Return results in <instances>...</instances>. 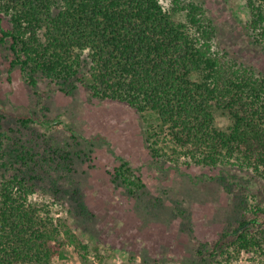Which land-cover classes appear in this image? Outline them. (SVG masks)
Listing matches in <instances>:
<instances>
[{"label": "trees", "instance_id": "trees-1", "mask_svg": "<svg viewBox=\"0 0 264 264\" xmlns=\"http://www.w3.org/2000/svg\"><path fill=\"white\" fill-rule=\"evenodd\" d=\"M245 5L250 19L241 30L264 49V0H245ZM185 9L188 22L178 20L160 0H0L8 79L18 69L32 87L39 74L61 91L82 85L90 98L124 102L140 114L152 112L157 123L146 130L145 145L154 160L176 168L182 158L222 166L245 190L264 184V76L214 51L216 24L193 2ZM216 110L230 117L226 129L216 125ZM19 120L46 128L63 124L30 113ZM2 134L0 159L6 156ZM18 158L25 164L34 161L24 149ZM111 174V182L145 202L140 196L145 182L127 160L120 158ZM26 176H0V264H55L54 257L64 255L61 228L72 242L75 236L47 203L32 198L39 181ZM245 197L236 205L238 226L225 230L211 250L198 248L193 261L228 264L242 251L264 253V203Z\"/></svg>", "mask_w": 264, "mask_h": 264}, {"label": "rangeland", "instance_id": "rangeland-1", "mask_svg": "<svg viewBox=\"0 0 264 264\" xmlns=\"http://www.w3.org/2000/svg\"><path fill=\"white\" fill-rule=\"evenodd\" d=\"M160 2L182 22H188V3L201 6L203 16L217 26L212 49L264 76V49L241 30L250 19L245 0ZM1 22L7 24L5 16ZM7 55L0 45V131L6 151L0 176H33L39 183L32 198L47 203L54 217L74 233L72 242L66 227L61 228L64 255L55 256V264H95L92 256L97 264H218L217 259L192 257L198 248L211 250L225 230L238 226L236 205L245 195V200L264 203V184L245 190L222 166L182 158L176 168L164 159L154 160L145 145L146 130L157 123L154 113L140 114L124 102L90 98L82 85L61 91L59 84L39 74L32 87L18 69L8 79ZM25 113L63 124L24 125L19 118ZM215 122L226 129L231 119L216 110ZM21 149L31 151L34 161L25 164L19 159ZM120 158L145 182L142 204L111 182ZM260 222L264 229V220ZM228 264H264V253L242 251Z\"/></svg>", "mask_w": 264, "mask_h": 264}, {"label": "built area", "instance_id": "built-area-1", "mask_svg": "<svg viewBox=\"0 0 264 264\" xmlns=\"http://www.w3.org/2000/svg\"><path fill=\"white\" fill-rule=\"evenodd\" d=\"M92 259L94 260L95 264H97V262H96V260H95V258L93 256H92Z\"/></svg>", "mask_w": 264, "mask_h": 264}]
</instances>
